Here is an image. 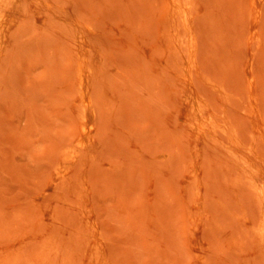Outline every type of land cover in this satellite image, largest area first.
<instances>
[{
  "label": "rangeland",
  "instance_id": "obj_1",
  "mask_svg": "<svg viewBox=\"0 0 264 264\" xmlns=\"http://www.w3.org/2000/svg\"><path fill=\"white\" fill-rule=\"evenodd\" d=\"M173 1L7 10L0 264H264V0H176L198 44L188 64ZM82 61L95 115L73 150Z\"/></svg>",
  "mask_w": 264,
  "mask_h": 264
},
{
  "label": "bare ground",
  "instance_id": "obj_2",
  "mask_svg": "<svg viewBox=\"0 0 264 264\" xmlns=\"http://www.w3.org/2000/svg\"><path fill=\"white\" fill-rule=\"evenodd\" d=\"M15 0H0V31L4 28V20L6 19L7 15L6 12L9 8H11ZM172 10L175 14H178L183 19V27L187 30V45L190 49V55L185 58L186 63H190L192 58L194 57L195 52H197L198 44L196 40V35L194 34L192 24L190 21V17L188 12L186 11L185 5L181 1H173ZM79 25V24H78ZM80 44L88 48L90 46L89 40L85 36H80L79 38ZM79 77L81 79V93L84 98V107L86 110V120L88 121L87 125L83 128V131L80 135V139L77 144L73 145V150L83 146L86 144L87 140L91 138L90 134V127L93 125V117L95 115V109L93 106V100L90 93L91 84L89 83V76H90V68L86 64L85 61H82L78 67ZM196 118L201 122V124H214L213 120L207 118L205 113V106L200 99L195 100V110H194ZM231 142L234 143L236 146L239 142L238 136H230ZM90 142V141H89ZM238 146V145H237ZM246 159V158H245ZM248 171V169H247ZM249 173L253 174V168L249 169ZM261 200H262V208L264 212V186L260 188L259 191ZM261 233L264 235V225L261 228Z\"/></svg>",
  "mask_w": 264,
  "mask_h": 264
}]
</instances>
